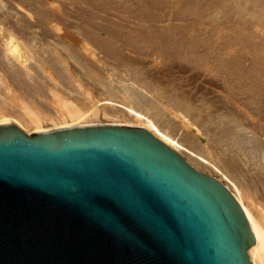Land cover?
<instances>
[{"label":"water","instance_id":"obj_1","mask_svg":"<svg viewBox=\"0 0 264 264\" xmlns=\"http://www.w3.org/2000/svg\"><path fill=\"white\" fill-rule=\"evenodd\" d=\"M242 210L143 129L0 127V264H252Z\"/></svg>","mask_w":264,"mask_h":264},{"label":"bare ground","instance_id":"obj_2","mask_svg":"<svg viewBox=\"0 0 264 264\" xmlns=\"http://www.w3.org/2000/svg\"><path fill=\"white\" fill-rule=\"evenodd\" d=\"M247 1L249 0H239L238 3L244 7L243 10L250 12L251 6H244ZM254 1L264 9V0ZM95 2L93 3L96 4ZM226 3L228 2L223 4ZM252 3L250 5L253 6ZM76 4L79 5L78 2ZM90 4L87 5H94ZM16 6L24 9L27 19L23 22H14L0 13V127L15 126L29 136L95 127H122L150 132L179 153L191 167L216 179L231 193L242 210L252 235L248 252L250 261L252 264H264V172L256 168L244 170L234 157L222 158V152L220 156L217 151H221V148H216L215 145L213 147L217 153L209 151L207 144V148L204 146L205 151L194 148L193 145L191 147L178 138L171 128L164 126L162 120L159 122L162 110L177 121L182 119L180 115L183 114H180L181 110L177 106H172L171 103L170 106L166 107L164 104L163 107L161 97L158 99L156 94H152L154 90L151 91L153 85L163 86L168 83L165 87L171 86L175 79L168 76L177 72L178 68L172 64L173 68L168 70L167 77L166 72L163 73L160 69L150 74L142 61L124 52L138 51L144 46L143 41L149 43L156 37H162V23L155 19L157 16L147 17L148 12L144 14L141 11L143 13L139 12L137 18L130 16L134 20L105 21L106 24H103L94 14L93 17L91 15L88 19V16L84 18V11L80 9L72 21L55 22L47 17L45 20L50 25V32L41 30L40 24L39 31L34 30L37 26L36 15L32 16L34 12L31 14V9L28 11L20 3ZM259 11L256 8V12ZM174 44L176 41L172 45ZM71 47L74 50H70ZM155 50L159 51L157 48ZM72 54L76 59L75 65L79 68L72 65ZM86 66L92 69L90 71L93 75H97L92 77ZM164 78L167 80L164 81ZM88 79L92 80V84ZM252 99L259 101L255 95ZM261 100L262 109L264 99L261 97ZM182 120L185 123L181 121V127L186 124L185 126L199 131L196 124H193L194 120L190 122L191 119L189 121L184 115ZM237 125L235 130L238 134L240 131H247L257 139V134L253 132L257 130L254 129L258 128L257 125L251 126L253 129L250 131L245 128V123L238 122ZM259 128H262L259 132L262 138L256 141L257 150L264 161V128ZM225 131L231 134L230 130Z\"/></svg>","mask_w":264,"mask_h":264},{"label":"rangeland","instance_id":"obj_3","mask_svg":"<svg viewBox=\"0 0 264 264\" xmlns=\"http://www.w3.org/2000/svg\"><path fill=\"white\" fill-rule=\"evenodd\" d=\"M19 1L0 0V13L4 14V17H10L14 22H23L27 17L24 15V9L17 8L16 4L20 3L28 11L31 9V14L34 12L32 16L36 15L34 17L37 18V26L34 30L37 31H39V24L41 30H51L50 25L45 20L47 17L55 22L72 21L80 9L84 11V18L88 16L86 18L88 19L94 14L95 17L99 18L98 21L103 24H106L105 21L134 20L130 16L133 15L137 18L139 12L143 13L141 11H144V14L148 12V16L145 15L147 17L149 15L150 17L157 16L155 19L162 23V37H156L149 43L143 41L144 46L138 51L125 50L124 52L142 61L150 74L156 73L160 69L161 72H166V75L168 70L173 68V65L178 68L177 72L168 76L170 79H175L171 86L165 87V84L168 83L163 86L153 85L154 88L152 87L151 91H155H152V94H156L158 99L161 97L163 107L173 103L172 106H177L181 110L180 114L186 116L189 121L191 119L190 122L194 120L193 124H196L195 126L199 131L185 126L186 124L181 127V121L184 122L185 120H182L183 115H180L182 119L177 121L166 114L167 112L164 113L163 110L162 119L161 116L158 117L159 122L162 120L161 123L164 126L171 128L174 133H177L178 138L191 147L193 145L194 148L205 151L208 145L209 151L215 153L217 152L214 149L221 148V151L219 149L217 151L220 156L222 152V158L234 157L244 170L256 168L264 172V161H262L257 150L256 142L258 138H262L261 133H259L262 128L260 129L259 126L264 128V110H262L264 107L261 109V97L264 99V9L259 5L257 6L256 1L249 0L248 3H244L247 8L251 6L250 12L243 10L244 7L239 5V0ZM74 1L78 2L79 5L81 4V7H78L79 5ZM89 2L96 4L89 7L91 5ZM225 2L228 3L223 4ZM249 2H253L254 7ZM93 6L99 8L95 9ZM133 6L134 8L138 7V10L134 9ZM256 8L257 11L260 8L261 10L256 12ZM94 9L97 11L99 9V12ZM175 41L176 44L173 46ZM160 46L161 49H159ZM155 47L159 51H156ZM73 54L70 61L72 65L79 68L75 65V58L78 59V57L75 54L74 58ZM109 62L114 64L112 60ZM86 68L88 72L92 73V77L97 75L96 72L93 75L92 69L88 66ZM225 78L229 81L226 82ZM88 80L92 84V80ZM166 80L167 78L164 81ZM149 87L151 86L149 85ZM166 93L167 95H165ZM175 95L178 96L175 98ZM253 95L259 101L253 100ZM173 99L176 100L173 101ZM239 119H243L245 128H248L249 131L253 129L251 126L257 125L259 130L254 127L257 130L253 131L257 134L256 140L247 131H240L238 134L235 127L238 126V122L243 124ZM225 129L230 130L231 134H227Z\"/></svg>","mask_w":264,"mask_h":264}]
</instances>
